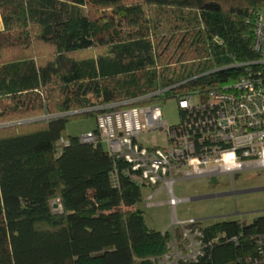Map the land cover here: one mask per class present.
Masks as SVG:
<instances>
[{"label":"trees","instance_id":"obj_1","mask_svg":"<svg viewBox=\"0 0 264 264\" xmlns=\"http://www.w3.org/2000/svg\"><path fill=\"white\" fill-rule=\"evenodd\" d=\"M262 11L264 0H0V264H157L172 235L147 226L129 164L66 125L264 77ZM202 228L211 244L188 264H264V216Z\"/></svg>","mask_w":264,"mask_h":264},{"label":"built area","instance_id":"obj_2","mask_svg":"<svg viewBox=\"0 0 264 264\" xmlns=\"http://www.w3.org/2000/svg\"><path fill=\"white\" fill-rule=\"evenodd\" d=\"M254 26L253 50L258 63L264 65L262 18ZM165 92L159 90L113 108ZM177 101V125L165 122L158 104L116 109L97 117L96 130L80 136V140L106 146L110 154L129 164L132 181L153 191H165L172 207L183 201L173 195L177 184L220 175H227L233 182L237 173L264 170V77L260 73L249 71L248 77L222 90ZM153 134L162 135L165 144L146 146L143 137ZM177 225L180 237L174 228L170 231L167 251L157 264L198 263L211 244L206 242L198 221ZM259 253L264 254L262 246Z\"/></svg>","mask_w":264,"mask_h":264},{"label":"rangeland","instance_id":"obj_3","mask_svg":"<svg viewBox=\"0 0 264 264\" xmlns=\"http://www.w3.org/2000/svg\"><path fill=\"white\" fill-rule=\"evenodd\" d=\"M262 15L264 17V11ZM1 23L0 17V29ZM177 102V99L172 98L164 101L160 106L165 122L172 126L180 121ZM96 128V117L76 118L67 123L65 132L67 136L80 137ZM163 139L164 137L158 134L143 137L146 146L157 143L164 145ZM104 148L106 149V146ZM173 189L174 197L183 200L176 206H171L178 211V224L191 220L200 222L203 227L226 220L250 224L258 217L264 216V170H246L237 173L233 182L227 175L213 179H192L177 184ZM141 190L143 199L137 206L144 212L147 226L159 231L169 230L172 224L171 207L160 205L161 201L167 200V193L164 191L165 193L155 195L154 191L147 187ZM52 203L57 205V208L52 205L54 212L61 213L59 201ZM176 228L179 226L177 225Z\"/></svg>","mask_w":264,"mask_h":264},{"label":"crops","instance_id":"obj_4","mask_svg":"<svg viewBox=\"0 0 264 264\" xmlns=\"http://www.w3.org/2000/svg\"><path fill=\"white\" fill-rule=\"evenodd\" d=\"M261 18H262V21L264 23V17H263V15H262ZM162 193H165V192L164 191H157V190L154 191V194L155 195H160ZM149 196L150 195H148V197ZM168 200H169V197L167 195V200H165L164 202L161 201L160 205H162V206H170L171 207V205H170V203H169ZM137 209H138V206H137ZM177 212H178L177 209L171 207V215H172V224H171V227H170L169 230H164V231H161V232L164 233V232L170 231L172 228H176L177 227L176 224H178V217H179V214ZM157 231H159V230H157Z\"/></svg>","mask_w":264,"mask_h":264},{"label":"water","instance_id":"obj_5","mask_svg":"<svg viewBox=\"0 0 264 264\" xmlns=\"http://www.w3.org/2000/svg\"><path fill=\"white\" fill-rule=\"evenodd\" d=\"M55 208H57V205H53Z\"/></svg>","mask_w":264,"mask_h":264}]
</instances>
